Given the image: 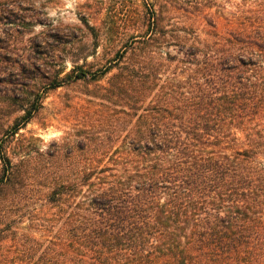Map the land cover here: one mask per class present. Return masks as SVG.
Wrapping results in <instances>:
<instances>
[{"label":"trees","instance_id":"obj_1","mask_svg":"<svg viewBox=\"0 0 264 264\" xmlns=\"http://www.w3.org/2000/svg\"><path fill=\"white\" fill-rule=\"evenodd\" d=\"M170 7L203 19L210 38L163 26L137 42L135 70L110 83L135 105L147 101L127 138L144 166L129 161L131 180L87 168L83 180L44 183L38 199L9 180L3 159L0 264H264V0H226L216 16L190 2ZM158 21L152 12L149 25ZM9 40L0 36V51Z\"/></svg>","mask_w":264,"mask_h":264},{"label":"rangeland","instance_id":"obj_2","mask_svg":"<svg viewBox=\"0 0 264 264\" xmlns=\"http://www.w3.org/2000/svg\"><path fill=\"white\" fill-rule=\"evenodd\" d=\"M225 1L0 0L6 18L0 36L10 38L0 51V173L8 160L9 180L25 181L38 199L46 195L44 183L83 180L87 168L102 170L107 180H131L132 166L141 169L145 159L132 154L127 138L147 101L138 97L135 105L132 93L113 92L112 77L122 71L127 78L137 65V42L160 37L163 26L172 36L183 26L210 38L203 19H188L171 5L190 2L216 16ZM152 12L160 16L157 27L149 25ZM167 51L175 54L174 47ZM15 79L26 85L8 82ZM50 81L60 86L50 87ZM30 108L35 109L25 123ZM43 203L32 207L34 213H43ZM30 223L20 227L34 230Z\"/></svg>","mask_w":264,"mask_h":264}]
</instances>
